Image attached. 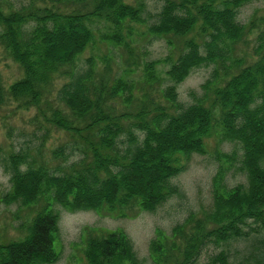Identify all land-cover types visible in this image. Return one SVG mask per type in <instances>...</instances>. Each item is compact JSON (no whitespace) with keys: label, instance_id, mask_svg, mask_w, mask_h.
<instances>
[{"label":"trees","instance_id":"1","mask_svg":"<svg viewBox=\"0 0 264 264\" xmlns=\"http://www.w3.org/2000/svg\"><path fill=\"white\" fill-rule=\"evenodd\" d=\"M57 1L68 0H28L17 6L0 0V44L22 69L8 86L0 76V104L12 99L36 108L33 121L43 129L40 145L49 127L68 134L51 149L54 163L38 145L35 155L23 146L6 155L10 187L0 200L29 209L15 225L19 235H0V264L57 259L55 202L69 209L106 207L119 215L135 207L153 210L179 192L171 178L192 152L206 151L212 136L238 144L231 152L215 150L212 207L189 211L169 232L156 228L148 245L151 260L230 264L224 248L202 263L195 260L206 242L227 244L253 235L259 246L249 264H264V5L261 13L241 22L238 8L249 0H162L148 29L183 39V47L174 59L166 56L165 76L156 68L160 59L153 58L136 78L131 42L134 24L144 21L145 0H76L84 8H61ZM99 24L106 28L100 38L126 51L125 66L112 77L106 75L112 54L101 57L102 68L93 55L85 66L79 63L94 45ZM250 41L248 53L243 47ZM200 64L212 65L209 76L193 101L183 104L177 83ZM57 76L64 81L52 98ZM123 133L128 143L121 148ZM231 166L245 173L246 182L225 181ZM83 239L86 264H142L121 228L88 230Z\"/></svg>","mask_w":264,"mask_h":264},{"label":"rangeland","instance_id":"2","mask_svg":"<svg viewBox=\"0 0 264 264\" xmlns=\"http://www.w3.org/2000/svg\"><path fill=\"white\" fill-rule=\"evenodd\" d=\"M15 6L25 3L28 0H10ZM146 8L142 13V22L135 23L133 40L131 45L134 49V57L137 61L133 68L132 76L141 77L144 62L149 59H160L156 68L162 76H165V69L169 65L170 59H166L168 54H172L174 59L183 47V39L170 38L166 35L151 33L149 24L158 18L162 0H145ZM63 7H81L82 2L76 0L56 2ZM264 0H249L238 8L237 19L241 22L247 21L251 16L261 13ZM94 28L95 43L87 47L79 56V63L86 65V57L93 55L98 67L102 68L104 62L103 55L112 54L111 70L106 73L112 77L120 72L125 66L124 57L126 51L117 45H112L100 38L101 31L106 29L99 24ZM252 38L254 33L250 35ZM173 42V43H172ZM251 44L246 52H251ZM165 58V59H164ZM212 65L200 64L192 67L190 72L177 83L178 99L183 104L193 101V95L201 92L200 84L209 76ZM22 75L19 64L5 51L0 44V76L3 84L8 86L13 80ZM64 81V77L57 76L51 87L50 97L55 96L56 89ZM165 81V80H164ZM137 93L139 87L136 88ZM55 99V98H54ZM36 113L34 106H19L16 101L10 99L0 104V198L10 187L9 171L5 168V157L11 150H17L23 146L36 154L37 145L45 158L54 163L51 158V149L61 144L68 138V134L63 130L49 127L48 135L42 139L43 129H36L33 118ZM138 138L141 132L134 129ZM127 136L121 134L119 146L127 145ZM238 144L234 141L218 140L217 136L207 139L206 151L192 152L186 161L185 167L174 175L171 180L179 187V192L171 195L153 210L142 208L125 209L124 215H119L118 211H110L106 207L100 209H69L59 203L53 206L58 213V231L55 238L56 247L59 251L58 257L52 262L41 264H86L83 254L84 236L88 230L92 232H104L107 230L121 228L126 231L131 239L133 248L142 264H154L149 255V240L154 235L156 228H161L167 232L172 225L183 220L189 211H201L212 207L211 183L212 176L217 168L218 160L215 157V150L231 152ZM72 158V156H70ZM225 181L229 185L241 181L246 182L245 173L231 166L225 175ZM18 203H5L0 200V235L17 236L18 229L15 225L26 215L28 207L18 208ZM259 246L257 238L253 235L241 237L229 241L227 244L217 245L213 242H206L200 248L195 262L202 263L207 260L210 254L218 252L220 249H227L229 252L230 264H249L252 261L250 253L255 252Z\"/></svg>","mask_w":264,"mask_h":264}]
</instances>
